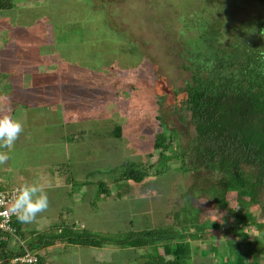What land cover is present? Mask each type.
I'll list each match as a JSON object with an SVG mask.
<instances>
[{
	"label": "rangeland",
	"instance_id": "obj_1",
	"mask_svg": "<svg viewBox=\"0 0 264 264\" xmlns=\"http://www.w3.org/2000/svg\"><path fill=\"white\" fill-rule=\"evenodd\" d=\"M12 2V10L8 9L4 15H9L14 27L0 30L5 36L0 41V54H4V40L11 37L12 30L13 43L17 46L4 55L41 57V63L31 65L43 66L42 73H46L48 82L54 84L60 78L69 86L79 88L73 95L66 92L48 95V98L56 105L72 104L74 110L70 115L81 116L77 124L72 122L68 128L58 126L60 118L57 115L54 119L51 110H47L46 116L43 111L37 113L32 109L22 113L19 108L12 116L23 122L24 131L11 150L4 149L10 152V159L0 165V177L8 179L5 181L8 187L38 181L47 192L48 200L54 201L45 215L42 216V212L35 222L23 224L26 230L46 220L55 223L56 211L64 212L77 206L83 209L85 202L73 204L71 197H62L63 192L68 194L69 191L65 183H73L76 189L81 178L87 182L99 179L110 185V193L125 195L123 200L112 201L119 219L104 223L105 226L100 224L112 240H124L150 230H167L174 222L177 226L179 219L189 222L197 218L204 227L210 219L222 217L218 222L221 230L216 236L221 238L226 232L234 248L238 244L244 247L246 238L234 236L230 229L233 221L223 216L225 213L217 207L213 192L207 191V184L202 183L206 172L182 173L178 160L156 161L159 150L154 148V143L158 133L165 131L173 141V148L166 154L172 155L181 152L194 135L188 113L181 110V100L191 77L184 66L188 65L187 50L195 32L191 29L200 24L198 17L217 18L225 37L232 38L235 27L241 22L264 16V0ZM41 77L45 76L41 74ZM49 99L48 105H51ZM86 113L92 118L85 119ZM37 114L41 119L30 126L29 119H38ZM70 130L78 138H74L73 145L72 140L64 137L68 144L65 146L58 138L64 132L65 136L70 135ZM166 134L164 138H168ZM19 150L22 156L18 158ZM126 162L140 168L149 167L148 175L141 181L118 179ZM4 167L7 172H3ZM159 169L164 172L155 174ZM15 174H28V180L22 182ZM233 198L229 196V201L235 207ZM254 220L264 222V219ZM91 224L89 220L88 225ZM244 230L249 233L247 241L255 240L250 228ZM53 233L56 232L51 230L49 234ZM209 248L210 243L204 250L212 253ZM200 249L202 253V247ZM76 250L73 261L83 264H136L133 251L106 252L98 258L100 261L88 262L84 260L89 256L87 247ZM254 256L251 255L252 260ZM207 258L199 257L198 252L195 264H210ZM256 259L259 261L260 257ZM63 260L59 264H63ZM233 260L240 264L249 258L239 249L234 252Z\"/></svg>",
	"mask_w": 264,
	"mask_h": 264
},
{
	"label": "trees",
	"instance_id": "obj_2",
	"mask_svg": "<svg viewBox=\"0 0 264 264\" xmlns=\"http://www.w3.org/2000/svg\"><path fill=\"white\" fill-rule=\"evenodd\" d=\"M12 7V0H0V12ZM198 19L199 26L191 29L195 32L187 50L188 65L184 66L191 77L181 100V110L188 113L194 135L181 152L168 155L172 138L165 131L159 132L154 143V148L159 150L156 161L178 160L182 173L205 171L202 183L207 184V191L213 192L217 207L225 213L223 216L233 221L230 229L234 236L246 238L244 247L238 244L234 248L226 232L221 238L216 236L221 230L218 222L222 217L210 219L204 227L197 218L189 222L179 219L177 228L145 231L124 240L74 236L68 238L70 242L151 246L155 251L160 244L163 253L144 264H195L198 252L192 242L218 241L213 255L207 258L210 264H237L233 256L239 249L249 258L240 264H264V222H254L255 218L264 219V16L241 22L232 38L225 37L217 18L201 15ZM165 134L168 138H164ZM124 166L118 179L141 181L150 169L133 162ZM163 172L159 169L155 174ZM229 196L234 197L235 207L230 205ZM14 224L21 235L17 218ZM246 228L251 229L255 240L247 241ZM20 252L22 247L0 232V264H12L11 259ZM251 255H255L253 260ZM38 264H42L40 259Z\"/></svg>",
	"mask_w": 264,
	"mask_h": 264
},
{
	"label": "crops",
	"instance_id": "obj_3",
	"mask_svg": "<svg viewBox=\"0 0 264 264\" xmlns=\"http://www.w3.org/2000/svg\"><path fill=\"white\" fill-rule=\"evenodd\" d=\"M7 10L8 9H5L0 12V30H2L3 28L7 29L9 27H14L9 15H4L5 11ZM1 32L0 41L5 37ZM11 33H13L12 30H10L11 37L4 40V47H6V49H4L2 52L4 54L6 52H10V49L17 46V44L13 43L15 42V40L13 39ZM4 54H0V108H4L7 111L8 107H10V114L12 116L17 110H19V108H21L22 113H24L25 111L30 112L33 109L34 111H37V113L43 111V113L46 114L47 110H51L54 119L57 115L59 116L60 119L58 121V126H60L61 128H68V126H70L72 122H74V124H77V121L81 119V116L78 113L74 116L70 115V112L74 110L72 104L61 102L59 103V105H56L54 103V100L48 98V95H61L66 92L73 95L77 93L79 89L76 85L73 86V84H71V86H69L68 82H64V79L60 78L56 79V82L54 84L48 82L46 73H42V69L44 67L41 65H31L41 63V57H31L18 54L5 56ZM41 74H43L45 77L42 78ZM5 97L8 98V101L10 102L9 104H6L4 100ZM48 99L50 100L51 105H48ZM36 116H38V119H29L30 126L34 122H38L42 117L40 114H37ZM46 116L44 115L43 118L46 119ZM91 116L92 115L86 113L84 118L91 119ZM70 131L68 132L70 135L65 136L64 132V134H62V137L58 138V141H60L61 144H64L65 146L68 145L67 142L64 141V137L65 140L66 138L72 140L71 144L75 142L74 138H78L74 137V131ZM68 136L72 137L70 138ZM80 142L82 143L83 141ZM3 151L5 150L3 149ZM17 155L18 158L22 156L20 150L17 152ZM3 169V172H7L6 167H4ZM15 175H18V178L22 182L28 180V174ZM6 180L8 179L6 178L2 180V178L0 177V189L12 187H8L6 185ZM79 182L80 184L76 189L75 187H73V183L70 184L71 182L69 181L68 183H65L69 191L67 192L68 194H66V192H63L62 197H71L73 199V204H80L82 202H85L83 209H79L77 206V208L75 209L68 208V210L64 212L56 211L55 223L50 224V221L46 220V222L42 221L44 223L40 224L39 221L41 222V220H39L36 222L40 224L39 226L35 224V227L33 226L28 230H26V228L24 227V223H21V237L24 241V244L39 255V259L41 260L42 264H59V261H62L63 259V264H83L80 263L79 260L76 262L73 261V258L75 257L74 254L77 251L76 249H81V247H87L88 249L86 250L87 255H89L87 256L88 259H84L88 262L100 261L98 260V258L102 256V254L105 255L106 252L108 254H111L117 252L133 251L135 257L134 261L136 262V264H144L149 261H154L156 254L163 253L160 244L156 247L157 249L155 251V249H153L151 246H122L116 245L111 242L100 245H87L83 243L70 242L68 238H73L74 236H91L111 241L113 238L105 235L107 233L106 229L102 228L100 224L105 226L106 223H111L112 220L114 221L115 219H119L116 218L119 217V213L114 205H112V203H114L112 201L116 200L117 198L122 200L125 199L124 193H110V185H107L104 181H99V179H96L92 182H87L81 178ZM99 182H102L101 185H98ZM63 188H65V186H63ZM93 199H95V201ZM53 203V199L50 198L49 206H52ZM45 214L46 212L44 211L42 216ZM64 216L68 218L64 219ZM100 219H102L103 222H101ZM89 220H92L91 225H88ZM151 221H153L152 218ZM172 225V228L179 227V225L177 224V226H175V222ZM65 226H67V230L65 229ZM51 230H53V232L55 231L56 233H53L52 235L49 234ZM74 231H79L80 233L75 235L73 233ZM193 242V246L197 247L199 257L202 256L204 258L212 256L214 253V248L218 245L217 242L210 243L209 241ZM209 243V250H211L212 253H208L206 252V250H204L207 246H209ZM200 247H202L203 249L202 253ZM65 253L68 256H64ZM167 258H169V256H167Z\"/></svg>",
	"mask_w": 264,
	"mask_h": 264
},
{
	"label": "clouds",
	"instance_id": "obj_4",
	"mask_svg": "<svg viewBox=\"0 0 264 264\" xmlns=\"http://www.w3.org/2000/svg\"><path fill=\"white\" fill-rule=\"evenodd\" d=\"M9 104L8 98H4ZM11 109L6 111L0 108V165H4L10 159V152L15 141L24 131V125L20 120L14 119L10 114ZM49 200L47 192L38 181L25 183L16 189L15 196L10 202V211L16 216L20 223H33L38 214L47 210Z\"/></svg>",
	"mask_w": 264,
	"mask_h": 264
},
{
	"label": "built area",
	"instance_id": "obj_5",
	"mask_svg": "<svg viewBox=\"0 0 264 264\" xmlns=\"http://www.w3.org/2000/svg\"><path fill=\"white\" fill-rule=\"evenodd\" d=\"M17 188L12 186L0 189V232L8 234L14 243L22 247V252L11 259L12 264H38L39 255L25 246L14 224L16 216L10 211V202L13 200Z\"/></svg>",
	"mask_w": 264,
	"mask_h": 264
}]
</instances>
